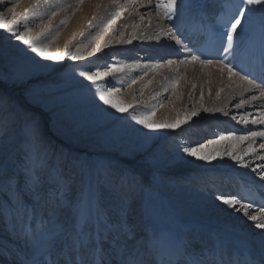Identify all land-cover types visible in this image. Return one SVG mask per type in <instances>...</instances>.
I'll return each instance as SVG.
<instances>
[{"label": "bare ground", "instance_id": "1", "mask_svg": "<svg viewBox=\"0 0 264 264\" xmlns=\"http://www.w3.org/2000/svg\"><path fill=\"white\" fill-rule=\"evenodd\" d=\"M102 1H104L103 8L106 12L89 20L90 22L85 25L88 14L101 5L97 4L98 0H85L82 8L76 10L63 26L62 31L57 33L55 42L52 41L51 48H49L52 50L49 51L50 55H63L66 45L72 39L82 37L83 30L91 26L100 28L94 34H88L87 46L83 48L84 54H81V50L80 53L78 52L79 56L95 57L98 55L96 58L100 60L93 65L92 69L93 73H100V77L96 81H88L79 75L87 69H81L75 74L74 80L85 81V83L66 91L58 105L52 103L50 105L52 114L55 113L56 116L65 118L76 126L86 127V131L90 134L107 132L104 135L112 137L114 144L106 150L108 156L111 157L110 166L104 167L103 165L99 171L86 145L80 149L72 148L77 159L69 162L70 165L77 163V172L72 170L74 188L66 189L68 198L73 205L79 204L81 194L85 192L89 181L95 184L97 178L104 181L106 177H109L111 182L102 186L103 190L98 202L100 210L110 213L123 206L127 211L131 226L135 228L141 239L144 236L157 238V246L160 250L158 259L162 257L165 261L174 260L182 246L187 242H192L198 247L207 249L217 259L223 253L224 264H241L240 260L244 257H253L258 264H262L264 262V230L256 228L254 222L244 216L239 210V204L234 209L231 205H225L220 198L235 199L242 204H252L248 211L258 214L264 206V196L255 190L252 183L237 185L232 182L231 186L230 183L225 182L227 178L221 166H206L205 169L199 170L189 165L192 160L185 155L184 148L168 140L177 133L180 135L186 133L188 127L192 128L196 121H202L201 126H203L206 118L204 111L208 107L214 108L218 103L225 104L230 100L231 97H228L230 95L223 98V92L220 94L219 91L223 87L226 92L229 90L230 85L235 82L233 73L228 71L230 73L228 77L224 67L218 68L216 70L218 72L211 70L200 62V59L195 61L191 59L190 62L161 63L166 52H157L156 57L149 55L151 62L139 68L138 73L143 75L140 80L132 83L126 92H113L118 102L131 105L128 111L118 112L104 104L99 99V94L107 91L103 88L107 82L121 80L120 83H125L132 78L133 74L130 72L141 63L137 61V57H125L119 60L120 64L116 65L121 70L113 71L111 78L105 77L99 70L100 62L106 54L102 48L116 51L118 54H123L124 50L137 48L141 43V37L154 29H160L167 19L164 16V9L157 7L154 0ZM209 1L178 0L183 21L193 26L194 30L191 29L194 31V38L197 39L208 32L205 35L206 38L214 36L211 48L214 50L215 57L222 58L221 60L228 57L231 66L241 64L240 72L247 76L254 78L262 76L264 74V30L259 25L260 13L245 14L251 18L252 22L242 23V26L238 28V35L234 36L233 47L228 51L224 50L226 42L223 40V33L226 29L223 27V21L228 12L234 11L229 6L238 1L223 0L218 7L209 6ZM166 3L161 2L160 4ZM131 4L140 6L143 12L134 13L126 9ZM28 5L26 4V7ZM193 8H198L200 13L190 15ZM155 9L160 15L155 13ZM152 12L154 15H151ZM211 15L214 18L211 19ZM174 20L177 21L174 18L170 22ZM62 21L61 18L57 19V23ZM108 21L112 22L108 23ZM180 24L179 20L176 25ZM199 25L206 29L197 27ZM249 25L257 27V29L253 28V35L244 32ZM126 35L130 36L128 41L125 39ZM194 38L189 44L196 43ZM141 49L144 51L146 45L141 46ZM61 61L63 60L46 59V63L58 64ZM26 67L29 65L23 68ZM30 68L31 71L27 78H35L40 74L39 70L43 69L42 64L31 65ZM0 82L4 85L0 87L15 95L14 98L18 101L19 107L26 104L18 85L20 80H15V82L0 80ZM137 93H140L143 100L141 104L137 102ZM170 93L174 99L163 103V96ZM191 105L197 109L190 110ZM33 107L37 108L36 105ZM193 112L198 114L193 116L191 115ZM41 113L45 117L41 130L45 131L48 117L51 116L50 112L44 109ZM133 116L150 117L157 124L183 121L185 116L188 120L174 128L148 129L133 119ZM263 121L264 115L258 123H263ZM249 126V123L243 124L241 130L248 129ZM195 131H199L198 126ZM254 133H264V130ZM249 135L254 141L264 139V136H253L252 133ZM212 142H205L210 146V149H205V151L216 150L219 154L221 152L220 142L215 144ZM5 145L2 146L5 153L0 154V264H32L38 256L37 247L33 241L42 236L41 221L48 218L51 209L46 202L37 201L29 193L23 175L26 164H15L19 158H23V154L26 155L23 150L24 146L10 149L8 144ZM46 145L48 149L56 152V145L52 138L48 139ZM236 145V152L241 151L242 144ZM193 158L204 164L208 162L198 157L193 156ZM14 165L17 166L16 169ZM1 167L7 169H1ZM129 168H132L134 173L130 172ZM191 170L198 174L192 179L189 175ZM206 171H208L207 174L209 173L208 176H204ZM167 173H169L167 178H163V174ZM44 176L45 186L51 185L52 178L55 176L48 171ZM67 177L70 176L66 175ZM182 181H190L193 185L188 186ZM57 216L61 222H67L71 219L72 209H61ZM95 232L97 235L101 234V225H96Z\"/></svg>", "mask_w": 264, "mask_h": 264}, {"label": "rangeland", "instance_id": "2", "mask_svg": "<svg viewBox=\"0 0 264 264\" xmlns=\"http://www.w3.org/2000/svg\"><path fill=\"white\" fill-rule=\"evenodd\" d=\"M84 1L85 0H83V2ZM98 1L99 3L97 4L101 5L95 6L96 8L88 14L87 21L84 22L85 25L101 13L106 12V9L103 8L104 1ZM108 1L111 2L112 0ZM222 1L223 0H210L208 4L211 7H218ZM237 1L238 3L241 2V0ZM83 2L80 3L78 0H0V16L7 19L9 24L17 25V34L25 32L24 26L27 25V28L31 30L27 33L29 39L32 40L34 44L47 45V51L51 52L52 50L49 48H51L52 43L55 42L56 36L58 35L57 33L62 31L63 26L72 17L73 13L79 8H82ZM153 2L160 4L161 2H167V0H154ZM26 4L29 5L26 7ZM244 7L259 8L260 6L244 5ZM126 9L134 13H137V11L143 12L140 6L135 4L127 6ZM197 9L198 8H193V12H191L190 15L200 13ZM155 13L160 15L156 9ZM246 13L248 14L249 12ZM152 14L154 15V12H152L151 15ZM53 17L56 18L54 19ZM58 18H61L63 23H57ZM210 18H214L213 15H211ZM166 19L167 23L165 22L160 29H154L147 35L141 37V43H139L137 48L124 50L123 54H118L116 51L113 52L102 48V50H104L103 52L106 54L105 58L100 62L99 70L103 73L109 72L108 76L110 78L114 74L112 66L120 64V59L125 57H137V61L141 63L138 67H134L131 71L132 73L130 72V74H133L132 78H129L125 83H120L121 80L115 81L113 79V81L111 79L113 82H107L103 88L110 92L117 90L119 92H126L132 83L140 80L143 76L141 73H138V70L144 67L146 63L152 61L149 55L156 57L157 52L160 51L166 52L161 63H169L170 61L171 63H180L182 61L190 62L191 57L195 55L199 57L201 60L200 62L211 70L216 71L218 68H226L223 69L228 77H230L228 68L231 67V73L234 75L233 78L235 82L230 85L227 92L224 87L220 89V91L219 89L217 90L220 94L223 92V98H227V96L230 95L228 96L231 97L229 100L230 102L227 101L225 103L226 105L218 103L214 108L211 106L208 107L207 111H204L206 112V118L203 126H201L202 121H196L192 128L188 127L189 129L186 133L183 135L177 133L169 137L168 140H171L177 146L185 148L207 145L205 142L219 141L221 136L229 137V139L219 141L221 152L217 154L213 160L205 164L198 162L197 159H194L193 156L186 153L185 155L192 160L189 165L199 170L205 169L206 166H221L220 168L227 178L225 182L230 183L231 186L232 182L237 185H240V183H252L254 184L255 190L264 196V179H261V172L264 171V159H260V157H264V149L260 147L261 144H264V139H257L254 141L249 135L264 130V121L263 123H258L264 115V96L261 95V93L264 92V77L253 78L247 76L248 78L245 79V74L240 72L241 64L231 66L228 57L225 58L226 60H221L222 58L219 59L213 55L214 50H212L211 44L214 36H212V38L200 36L196 39L194 38V29L192 25L183 21V23L179 25L181 31L177 32L174 25L178 24L179 20L170 22V19ZM197 27L206 29V27L202 25ZM253 28L257 29L256 26L251 27V25H249L244 32L253 35ZM99 29L96 26H91L89 29L83 30L84 35L82 37H76L66 45L68 55H64L63 61L56 64L52 62L46 63V58L41 57L37 52H33L30 45L24 44L22 41L16 39L13 32L5 28H0V80L12 82L20 80L21 82H19L18 85L20 86L21 95L26 100V104H24L23 107H19L18 101L14 98L15 95L3 89L2 87H4V85L0 82L2 86L0 87V154L5 153V149L2 147L5 144H8L10 149L14 147L19 148L23 145V150L26 153L29 134L31 130L38 129L44 144V154L48 161L46 171L55 177L62 176V183L66 186V189L74 188V178L71 176H73V171L77 172V163L75 165L73 163L70 165L69 162L70 160L75 161L77 159L72 148L80 149V147L84 148L86 145L88 147L87 149L91 151L93 162L99 171H101L103 165L104 167L110 166L109 159L111 157L110 155L108 156L106 150L114 144L112 137L110 135L105 136L104 133L107 132L90 134V132L86 131V127L76 126V124L65 120V118L58 117L55 113L52 114L50 105V103L58 105L62 95L66 91L85 83V81L74 80L76 77L75 74L78 71L87 69L86 72H94L92 69L93 65L100 60L96 58L98 55H95V57H88L84 55L79 56V53L81 52V54H84V49L88 43V34H94ZM170 33L182 40L183 45L177 43L175 39H172ZM193 38L196 43L189 44L190 40ZM125 39L128 41L130 36L126 35ZM144 44L146 45V49L143 51L141 46ZM184 45L187 47H184ZM77 47L81 49L79 53L76 51ZM73 55H75L77 59L73 60L71 58ZM207 61H211V63ZM41 64L43 69L39 70L41 71L40 74L36 75L35 78H27L31 71V65L39 66ZM28 65L29 67L23 68ZM190 81L193 80L190 79ZM237 89L238 91H236ZM231 92L232 94H230ZM234 92L236 93L234 94ZM253 97H255V99H253ZM172 99H174V97L171 93L164 95L163 103L170 102ZM137 102L139 104L143 102L140 93H137ZM237 104H239L240 107H237ZM34 105H36V109L33 107ZM189 107L192 111L197 109L192 105ZM43 109L49 111V115L52 117H48L49 120L47 121L48 124H46L45 131L41 130L45 119L43 116L44 114L41 113ZM247 123L250 124L248 129L241 130V125ZM253 123L256 124L254 125ZM197 126L199 131H195ZM236 137H238V139H235ZM240 137H244L245 139L242 140ZM47 138H52L53 142H55L56 152L52 151V149H48V145H46L48 141ZM239 143L242 144L243 148L241 151L236 152V144ZM95 147L100 148L96 149ZM209 147L210 146H208L207 149ZM233 147L235 148L233 149ZM229 152H231L232 155L243 157V160L240 162L233 160L232 156L228 155ZM27 159V156L23 154V158H19L15 164H26ZM54 165L55 171L53 172ZM20 166L21 165H19V167ZM16 167L17 166L14 168L16 169ZM1 169L7 168L1 167ZM129 169H131V172L132 168ZM253 169H255V171H253ZM45 172L42 174L43 182L46 180L44 176ZM132 172L134 173V171ZM190 172L189 175L192 179L196 176L197 172L195 173L193 170ZM207 172L208 171L204 173V176L209 175ZM66 175L70 177L66 178ZM168 175L169 173L163 174V178H167ZM200 176H202V174ZM209 181H211V179H209ZM182 183L188 186L193 185L190 181H182Z\"/></svg>", "mask_w": 264, "mask_h": 264}, {"label": "snow or ice", "instance_id": "3", "mask_svg": "<svg viewBox=\"0 0 264 264\" xmlns=\"http://www.w3.org/2000/svg\"><path fill=\"white\" fill-rule=\"evenodd\" d=\"M82 3L83 0H78ZM248 6H260L245 8ZM157 7L164 9V14L168 19H177L183 23V16L178 7V0H167L166 4H157ZM234 9L226 14L223 21V27L226 31L223 33V40L226 42V49L230 51L233 47V39L238 35V28L242 23L252 22L251 18L245 15L246 12H252L254 15L259 12L261 15L260 26L264 30V0H241L229 6ZM63 22V21H62ZM112 21H108L111 23ZM176 31L180 32L181 28L176 26ZM25 27V32L17 34V25L9 24L7 19L0 16V28H5L13 32L16 39L24 44L31 46L33 52L39 53L41 57L49 60L60 61L64 59V55H68L67 51L63 55H50L47 51V45L34 44L29 39L27 33L31 30ZM172 39L183 45V41L177 36L170 33ZM184 47H187L184 45ZM80 47L76 48L79 52ZM99 51V49H97ZM77 59L75 55L71 57ZM193 61L199 59L198 56L191 57ZM211 63V61H207ZM171 63V61L169 62ZM121 68L112 66V71H120ZM232 72V68H228ZM80 76L85 77L88 81H96L100 77V73L80 72ZM107 77L109 72H104ZM247 79V75L244 77ZM118 91V90H117ZM264 96V92L261 93ZM113 92H101L99 99L104 104L116 109L118 112L128 111L131 105L118 102ZM255 99V97H253ZM240 107L239 104L236 105ZM207 111V109H206ZM198 113H191L195 116ZM133 119L148 129L155 128H174L179 126L181 122H187L188 117L185 116L183 121L177 120L175 123L163 122L157 124L150 117L133 116ZM253 136H264V133H252ZM229 139V137L221 136L219 141ZM240 139H245L241 137ZM213 141L212 143H219ZM28 147L26 150V166L23 169L24 179L28 185L29 193L37 201L46 202L51 211L46 220L41 221L42 236L33 243L37 247L38 256L33 260L32 264H224L223 253L219 259L213 257L205 248L198 247L192 242L185 243L177 252L175 259L165 261L162 257L158 259L160 250L157 246V238L155 236H144L141 239L135 228L131 226L127 211L123 206L110 213H105L98 206L99 198L103 190V185L111 182V178L106 177L104 181L97 178L95 184L89 181L85 192L81 194L79 204L73 205L67 196L66 186L63 185V177L56 176L52 178V183L45 186L42 180V174L46 171L48 161L45 157V149L43 141L39 135L38 129L31 130L29 134ZM207 145L199 147H185L184 152L191 156L198 157L201 160L211 161L218 154L216 150L205 151ZM260 147L264 149V144ZM233 160L240 162L243 157L232 155ZM264 159V157H260ZM255 171V169H253ZM261 179H264V171L261 172ZM225 205H231L234 209L239 204V210L243 212L249 220L254 222L256 228L264 230V206L258 214L249 212L248 209L252 204H242L235 199L220 198ZM64 208L72 209L71 219L67 222H61L57 213ZM101 225V234L95 232L96 225ZM251 264H256L255 260ZM264 264V262H262Z\"/></svg>", "mask_w": 264, "mask_h": 264}]
</instances>
